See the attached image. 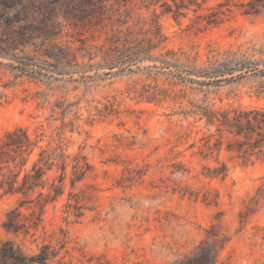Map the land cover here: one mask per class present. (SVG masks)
Returning <instances> with one entry per match:
<instances>
[{"label": "rangeland", "instance_id": "obj_1", "mask_svg": "<svg viewBox=\"0 0 264 264\" xmlns=\"http://www.w3.org/2000/svg\"><path fill=\"white\" fill-rule=\"evenodd\" d=\"M85 1L0 3V264H264V8Z\"/></svg>", "mask_w": 264, "mask_h": 264}, {"label": "trees", "instance_id": "obj_2", "mask_svg": "<svg viewBox=\"0 0 264 264\" xmlns=\"http://www.w3.org/2000/svg\"><path fill=\"white\" fill-rule=\"evenodd\" d=\"M107 0H86L85 3L88 6L96 5L99 6L98 8H103L105 6V2ZM210 1V0H206ZM8 0H0L1 4H5L7 6ZM158 3L157 0H151L150 4L151 5H156ZM164 7L162 11V15L166 14H172V16L175 19H178V17L181 15L180 12V6L176 4V9L172 10L171 6L169 4H163ZM261 8H264V0H251L249 2V7L248 9L245 10L244 13L246 14H256L260 11ZM93 11H85V13H90ZM228 11H231L230 9ZM3 12L0 11V56H5L7 55V51L10 50H15L18 49L19 45L23 43H28L31 39V34H29L30 29L28 26H22L19 28V30H15L13 27V24L10 22H7V20H3ZM219 14L218 12L216 15ZM215 20H209L208 23H214ZM6 45V47H5ZM9 47V48H8ZM110 54L105 55V59L107 61H110L109 58ZM231 64V65H230ZM114 63L112 62L110 64V67H114ZM237 67L238 70H243L245 72H250L254 71L257 68V64L251 61H244V60H234V61H224L219 63L217 69L214 72L215 76H223L225 72H234ZM261 75H264V71L260 72ZM236 123L241 125L242 127L244 126V129H246L247 132L246 135L249 132L255 131V127L259 126H264V109H259V110H252L245 112L242 117L240 118H235ZM7 138L11 139V141L8 139L3 140L1 147H6L9 149H14V150H21L24 147V142L21 140L19 133L18 132H13L8 134ZM32 171H35L36 174H38V177L43 175V169L38 165L35 164ZM40 175V176H39ZM31 176V174H27L26 177ZM17 178V177H16ZM32 262H36L32 260ZM40 263L42 262L39 261Z\"/></svg>", "mask_w": 264, "mask_h": 264}]
</instances>
